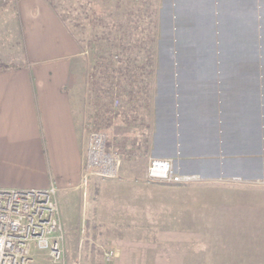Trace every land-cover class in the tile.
<instances>
[{
	"label": "crops",
	"instance_id": "1",
	"mask_svg": "<svg viewBox=\"0 0 264 264\" xmlns=\"http://www.w3.org/2000/svg\"><path fill=\"white\" fill-rule=\"evenodd\" d=\"M97 1L83 0L76 7L78 13L69 5L65 25L47 0H17L24 61L0 71V188L53 185L60 207L61 201L84 192V108L76 95L87 90L97 127L110 135L120 130L126 136L110 147L121 152L130 146L136 155L144 152L149 159H169L185 179L177 199L179 217L189 219L181 224L184 233H197V219H212V210L224 212L229 218L226 229L239 226L245 237L239 246L237 237H230L232 231L226 232L230 236L220 249L228 254L234 250L242 258L232 264H264V85H250L252 61L238 58L252 40L246 33L251 29L247 24L251 0H131L124 7H118V0L109 7L108 0ZM95 8L113 10L109 21L122 26L121 33L124 26L141 24L146 29L138 37L133 33V38H156L157 43L146 46L153 49V75L146 85H123L120 91L119 86L102 85L104 67L96 65L103 59L98 63L96 54L112 60L113 50L105 42L98 49L92 46L95 33L101 31L94 26ZM221 24L227 27L226 34L217 30ZM191 25L195 32L186 27ZM221 35L232 47L230 52L223 49L222 60L217 50ZM203 40L209 46L205 51ZM148 53L142 49L123 56L136 57L141 64ZM229 72L232 85H224L223 74ZM109 86L112 91L107 92ZM201 188L209 193L199 195ZM115 195L118 250V191ZM200 199L207 203L201 205ZM87 204L86 197L84 214ZM145 211L142 217L149 216ZM216 228L212 233L226 231L221 225ZM32 257L33 264H61L36 247ZM188 259L181 263L201 264L195 256Z\"/></svg>",
	"mask_w": 264,
	"mask_h": 264
},
{
	"label": "rangeland",
	"instance_id": "2",
	"mask_svg": "<svg viewBox=\"0 0 264 264\" xmlns=\"http://www.w3.org/2000/svg\"><path fill=\"white\" fill-rule=\"evenodd\" d=\"M53 1L59 11L67 18V7L70 5L71 12L78 13L76 7H79V3H82L83 0ZM130 1L118 0V7L120 5L121 7L127 6ZM175 1L177 3L179 1L187 3V0ZM169 2L170 0H168ZM16 3L17 0L0 1V71L19 66L24 61L22 33L16 13ZM74 3L75 8H73ZM107 3L108 6L113 5L114 1L108 0ZM249 5L250 11H248L251 19L247 24H249V28L251 29L246 30V33H251L252 40L250 45L246 44L245 51L239 52L240 56L238 58H245L247 61L250 59L252 61L251 64L254 67V72L249 75L251 78L250 85H264V0H251ZM220 22L221 20H219ZM186 27H190L195 32L194 26ZM92 28L88 27L87 29L90 30ZM226 28L221 24L217 30L222 34H226ZM203 29L210 31V28L206 26ZM198 39H200V34ZM219 41L220 46L217 50L219 52V59L222 60L221 55L223 49L225 48V51L230 52L232 47L228 42L224 43L222 35L219 36ZM96 44L92 46L96 48ZM202 44L203 50L205 51L204 47H209L207 45L208 42L206 44V41L203 40ZM241 45L243 44L241 43ZM221 69H223V66ZM204 71L206 70L204 69ZM206 73L204 72L203 74L205 75ZM223 75L229 79L226 78V80L223 78L225 82L221 79L222 84L232 85V79H230L231 72L228 75ZM76 97L82 102L84 108L82 142L86 145L85 149L87 150V142L89 141L91 131L96 128L103 130V127H97L96 125L94 120L95 115H93L95 112L88 98V91L84 90L82 92L80 90ZM118 128H120L119 125ZM108 133L107 136L110 145H114L116 142L120 144L122 143L121 141L124 142L126 140L123 138L126 136H123L124 134L120 130L118 134L110 135ZM129 147L127 146L126 150L120 148L121 152L118 151L120 153V163L117 178L109 179L94 176L91 178L87 187L84 186V192L82 190L80 195H72L70 197L72 199L69 201H61L66 240L65 257L60 263L182 264L181 259L183 261L185 258L189 260L188 257L193 258L194 256L198 260L201 259V262L199 261L201 264L206 262L211 263V261H217L216 264H227L228 262L231 264L234 262L241 263L242 258L236 256L237 252L230 250L229 253L231 252V254H228V250L220 249V247L226 246L228 236L230 235V237H237L236 244L239 246L243 245V236L245 237V235L242 233L241 227L238 226L232 231V227L229 226L230 230L228 231L226 226L229 218H225L224 212L212 210V219H197L200 226L198 229L201 231L199 230L197 233H184L181 224L182 222L185 224L189 219L181 220L179 217L177 199L178 192L181 189L179 187L184 185L185 182L149 181L147 178L151 159L144 152L137 155L133 153L134 151L130 152ZM117 191L118 250L115 249L117 233L114 230L115 226L113 224L116 209L115 193ZM85 192H87L88 204L86 213L84 214ZM197 192L199 195L209 193L204 188L199 189ZM168 201H172L173 204ZM199 203L203 205L207 201L200 199ZM210 207L212 209L211 205ZM208 209L210 210L209 206ZM144 210H146L145 213L148 211V217H142L140 215ZM218 215L223 217H217ZM201 222H203V225ZM219 225L224 226V230L226 229V231L223 232L225 233H212V230L215 229L216 231L218 229L216 227ZM236 225L238 224L234 223V226ZM230 231H232V234H226V232L228 233ZM235 231L241 232L233 233ZM259 241L257 240L255 244ZM216 247H219L220 250H215ZM217 251L218 255L216 254ZM106 252L109 254V257L106 256ZM258 252L256 250V253ZM46 254L49 255L48 253Z\"/></svg>",
	"mask_w": 264,
	"mask_h": 264
},
{
	"label": "built area",
	"instance_id": "3",
	"mask_svg": "<svg viewBox=\"0 0 264 264\" xmlns=\"http://www.w3.org/2000/svg\"><path fill=\"white\" fill-rule=\"evenodd\" d=\"M3 1V0H0ZM120 153L109 146L105 132L89 135L82 185L92 177L117 178ZM149 181L183 183L171 160L151 158ZM65 227L58 188H0V264H33L32 248L44 251L56 262L65 257ZM106 256L109 254L106 252Z\"/></svg>",
	"mask_w": 264,
	"mask_h": 264
},
{
	"label": "trees",
	"instance_id": "4",
	"mask_svg": "<svg viewBox=\"0 0 264 264\" xmlns=\"http://www.w3.org/2000/svg\"><path fill=\"white\" fill-rule=\"evenodd\" d=\"M50 5L55 9V11L58 13L59 17L63 21V23L66 25L67 18L64 16L59 9L56 7L53 0H47ZM97 1V0H94ZM98 2V1H97ZM98 5V3H97ZM110 6V5H109ZM108 6V7H109ZM153 12L156 15L157 7L154 8ZM106 14V15H105ZM114 11H107V10H99L95 8L93 10V16L96 20L95 27L101 28V31L95 33V41H96V48L98 49L101 42H105V44L112 46L113 52L110 53L112 55V60L110 57H105L104 55L96 54V61L100 60V58L103 59V62L100 61L99 65H96V67L99 68V66H103V80L104 82L102 85H116V87L119 86L118 90H123V85H146V80H150V78L153 75V70L151 66L153 65V49L151 50L150 47L146 49L147 45L152 44L156 41V38L149 41L146 39H143V37L139 36L138 39L133 38L132 34L143 32L146 27H142L141 24H136L133 26H124L122 33L120 32L119 28H122L118 23H114V21H109L108 17H113ZM105 17V18H104ZM108 18V20H107ZM101 20V22H99ZM137 31H134L136 30ZM100 36V37H99ZM132 36V37H131ZM122 37V38H120ZM100 38V39H99ZM150 38V36H149ZM102 43V44H103ZM142 49L148 50V59L146 62H142L141 64L137 63L136 57H124V53H128L130 51H142ZM99 63V61H98ZM148 65V68L145 66ZM98 69L96 70L95 77L94 78V85L98 84ZM110 86L106 89L107 92L110 88ZM105 90V91H106ZM112 91V89H111ZM117 112V110H116Z\"/></svg>",
	"mask_w": 264,
	"mask_h": 264
}]
</instances>
